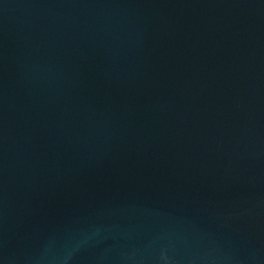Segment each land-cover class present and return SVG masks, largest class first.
<instances>
[{"label":"water","instance_id":"obj_1","mask_svg":"<svg viewBox=\"0 0 264 264\" xmlns=\"http://www.w3.org/2000/svg\"><path fill=\"white\" fill-rule=\"evenodd\" d=\"M0 264H264V0H0Z\"/></svg>","mask_w":264,"mask_h":264}]
</instances>
